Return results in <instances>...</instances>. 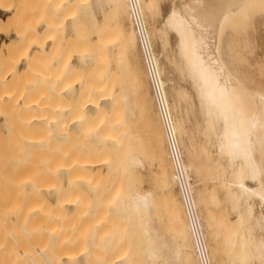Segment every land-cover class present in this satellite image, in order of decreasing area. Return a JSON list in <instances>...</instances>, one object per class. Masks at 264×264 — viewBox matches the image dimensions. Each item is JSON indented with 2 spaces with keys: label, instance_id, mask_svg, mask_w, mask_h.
Here are the masks:
<instances>
[{
  "label": "bare ground",
  "instance_id": "bare-ground-1",
  "mask_svg": "<svg viewBox=\"0 0 264 264\" xmlns=\"http://www.w3.org/2000/svg\"><path fill=\"white\" fill-rule=\"evenodd\" d=\"M11 1L12 0H0V11H11L12 7L10 4L13 2ZM84 1L42 0L41 3L44 8H46L45 12H42V15L43 13H46L45 17H43L45 18L43 19V22L46 25V30L44 29L45 31L38 32L31 27H27L28 30L22 32V30H19L22 29L21 27L19 29L14 28L13 30L15 34L19 35V37H13V39L0 45V85L3 87L2 84H4L6 87H9L8 89L11 91L18 92L20 100H22L21 103L25 105L23 106L25 109L28 105L34 106L35 104H42L43 102L48 103L47 105L50 106V103L59 99L61 95L67 96L70 94L75 86H83V84H87L85 88H88V91L86 89L87 92L81 90L86 92V95H84L85 98L82 97L83 93H78L77 95L79 96L77 97H80V100L78 99L80 103L77 104V101V103L74 102L76 103L75 109L77 108L76 110H78V114L75 112L77 115H74L72 119H67L66 122L64 121L65 123H63V125L58 122L62 117L59 118V120L52 117L54 111H52V115L48 114L52 108L47 106L45 108L47 111H44L43 107L45 103H43V106L38 105V109H40L41 106L44 111L43 114L46 115L44 116L42 114L43 117L40 115L41 117L39 118L42 126L45 125L44 129H47L48 131V129L52 127V134L54 131L55 134L58 135V132L61 131L62 128L64 137L68 135L69 132L67 133V131L78 129L82 121H85V123L82 122V124H84L83 126L86 125L85 119L87 116L84 114L85 112L89 118V114L92 110L97 112L96 116L93 115L95 117H93L95 122H92L93 120H91L89 123V118H87L89 124L87 123L85 126V134L87 135V138L90 137V140H87L86 138L82 140L81 138V141H78V143L75 144L74 149L71 148L72 154L78 153L76 155L82 156L79 157L81 160L79 159V161H77L76 166L75 162L73 163L72 161L71 163V160H75L74 158H71L69 162L71 164L64 163V161H67L64 159L62 161L64 164L58 162L59 165H55L54 160L59 159L54 157L55 159L53 160V158L46 153H43L42 156L39 154L42 157L41 162L35 165L32 163L34 166L32 167L34 168V171L32 170V176L36 178L34 180L32 179L34 183H36L35 180H43V178L44 182H46L45 180L47 177L48 179L50 178V181L52 178H54L55 181L60 172L62 173L63 171H66L68 176L66 177V185L60 188L57 186L58 184H52V191L50 190L51 188L47 187L48 184H44L42 181V184H40L39 181L34 184L33 192L31 191L29 193L30 195H27L29 197L32 195L27 200L34 202L30 206L29 203L28 206H25L26 203H20L21 201L19 202V200L21 198L19 199V196L15 195L17 193L15 192V194H13L10 190L9 194L12 193L13 196H17L18 199L15 196L16 200L12 199L14 198L12 195L2 200L0 198V229L10 237L11 244L18 242L20 239L18 237L21 235L25 236L28 240L27 237L32 236L31 233L38 235L40 230H43V232H45L44 229L48 231L46 233L51 235L50 237H52L55 244L51 246L48 242L50 245H48L50 253L46 256V260L42 258L45 260V264H91L92 261H56L63 260V258L66 260L68 258V260H70V251L66 252L67 255H65V253L64 255H61L63 254L65 246L68 247L65 251L70 249L68 244L73 241V239L67 236V234L65 235L66 231L70 228L68 227L66 231H64L66 224H68V226L72 224L74 225L73 220L75 218H73V214H71L72 216L67 220V206L72 204L76 206L75 210L82 211L85 209H82V207L79 208L80 206L78 205L81 200L86 199L88 194H86L87 190L82 186L81 182L89 185V181H91L89 180L90 169L92 170L93 167L104 165L107 167V171L114 169L117 170V175L115 177L113 176V180L111 179L113 184L110 183L112 185L108 188L112 193L110 194L112 198L109 200L111 201V203H109L111 207H108L109 210L106 211L111 214V212L115 211L117 208V215L120 220V223L117 220L118 225H120L117 226L121 229L124 227L121 234L126 233V235H128L127 238L129 237L128 239L132 242L130 243L133 247L131 244L130 247H132V249L130 250L127 248V245L126 247H123L122 243L125 239L124 241L121 239L123 242L121 240L119 241L121 243L119 246L120 248L115 245V247L110 250L113 251L108 252L107 250L108 254H105L104 257L101 255L99 256L100 253L98 254L97 252L96 254H98V258L93 262L94 264H216L215 259L217 256L220 257L221 261L218 260L220 264H264V88H261V86L258 87L253 79L249 78L248 74L242 70L243 64L247 62L243 52L249 44L247 41L249 38H246L245 32L246 29H252V32L254 31L253 28L255 29L254 25L256 22L254 25L252 24L251 12L254 6H257V2L261 3L260 1L262 0H171V16L166 21L163 19L162 25L159 28L151 27L150 24L152 23L149 22L152 17L154 18V11L159 0H110L109 2L105 0L106 3L108 2L112 4L111 9H113V14L111 15L110 11L108 15H111L110 17L111 19L113 18L114 21L111 25L107 23L103 24L101 27L102 29L100 28L97 34L100 35L103 33L105 36H109L104 38V40H101L104 36L100 35L103 37L99 39L105 42L109 40L111 49H113L112 51L110 50V52L115 63L110 64V62L109 67L106 66L107 68L102 67V69H100L103 71L105 69V73L106 70L109 69L107 72L109 75L108 80L110 81L107 80V83L104 81L106 85H103V83L98 85L97 81L94 83V91L96 92L95 96L93 95L94 99H92L93 96L90 97V94L91 84L93 83V80L91 79L95 77L92 78L91 75H89L88 84L86 83L87 79L84 76V72L90 63H93L95 67L102 66L101 63L98 62V59L102 58L105 62L108 58L111 59V55L108 51H103L104 45L106 44L103 43V46L96 44L99 48L98 49L95 45L88 44V41H83V38L81 37L75 38L74 40L67 39L70 42L72 40V48L70 49L74 50L76 48L75 50H78V59L74 63H70V67H68L69 64L66 65L67 63H65L62 67L65 68V70L61 71L59 69V74L56 73L57 76H54L55 72L53 73V71H56L57 69L53 70L54 65L52 62L58 58L59 51V44L57 37H55V30L60 26L59 24L77 18L81 10L77 12L72 9V7L82 6ZM29 3L31 4L32 1L19 0V3L13 7L12 14L6 19L0 17V21L7 20L19 23V19L24 17L22 15H27L28 12L24 13L23 8ZM49 4H51V6ZM69 4L70 7L68 10ZM31 5L34 4L32 3ZM258 5L260 6V4ZM35 6L37 7V5ZM61 6L63 7V12L59 13L58 9ZM40 7V10H42V6ZM261 7H264V5H261L259 9ZM37 9H39V7ZM89 9H87V13L88 18L91 19L92 17L90 18L91 14ZM259 9L256 10V14ZM261 10L259 13L262 14L263 12ZM156 11L158 13V9H156ZM100 13L102 14L101 17L107 15V11L106 9L104 10V8ZM259 13L257 14L258 18H261L259 17L261 15H259ZM28 15H30V13ZM257 15H254L255 18ZM26 19L28 20V18ZM29 20L31 23V21L36 19ZM23 21L24 19H22V22ZM24 23L26 24L25 21ZM92 23L93 25L96 24L94 21H92ZM92 23L89 25L91 26ZM17 25L20 26L19 24ZM24 25L22 26L23 28ZM97 28L99 27L97 26ZM6 31H8V29H0V34L3 35L8 33ZM170 34H173L176 37V50H172L173 55L171 56L168 54ZM99 35H97V37ZM156 40L159 42V52H155L154 50V43ZM64 45V47H66V44ZM114 45H116V48ZM92 46L99 51L102 50V52L99 53L98 51L93 50ZM101 47H103V49H101ZM169 52L171 53V51ZM140 54L143 58L142 61L145 69H143L140 61ZM126 55L129 56L127 60L130 58L131 74L129 76L132 75V80L130 77V79H127L130 80V82L126 81L124 83L127 84L128 82V84H132L134 98L131 100V95H128V93L125 94L128 90H125L126 92L124 91L125 93L123 95L120 88L121 94L118 93L123 95V97L121 96V100L124 108V118H122V109L119 112V105L115 104L113 101L116 100V96L118 95L115 94V96H113V93L108 89L109 85L108 88L106 86L108 83H110L111 86L115 83H117L118 86H123V80L125 79L119 74V71H121L120 68L123 66L122 62H124L122 59H124ZM250 56L248 58H250ZM163 58L166 61L170 60L172 62L174 65L173 68L178 73L181 83L188 84L190 88L189 92L184 88V90H182V88L180 89V86L179 89H176V98L190 99L193 111L196 113L193 143L191 142L188 148L183 147L182 151L179 141L181 140L182 134L184 136V127L181 126L182 119L179 120L173 115L174 105L173 102H170L168 99L169 97H173V95L167 96L166 84L163 81L162 69L160 67V60H163ZM16 64L22 65L21 70H18L19 68H17L18 66H16ZM246 65L247 64H245L244 68H246ZM248 65L252 66L251 64ZM255 65L256 67H259L256 63ZM49 68L50 70H48ZM144 70L146 71V74L144 73ZM125 71L128 72L127 70ZM124 73L122 72V74ZM128 73H126V75H128ZM258 73L260 74V72ZM146 75L149 79L150 89L153 92H151V94ZM261 75L263 76V74ZM83 77H85L86 81H84ZM99 79L102 81L104 77ZM55 81L58 82V86L54 83ZM126 84L124 85L126 86ZM101 85L105 90H99L100 87L102 88ZM5 86L3 88L6 89ZM6 90L5 92H7V96H5L4 93L3 98L6 97L8 99L11 94L9 92L10 90ZM17 100L16 103L12 101L14 103L13 106L20 105ZM75 100H77V98ZM1 105L0 108H2ZM10 106L11 105L8 107ZM72 106L74 107V104H72ZM48 107L50 109H48ZM3 108L6 109L5 107ZM109 108L110 110L115 108L113 109L114 112L116 114L119 112L121 116H119V118L117 117V120H113V117L111 116L112 113L110 115L108 114ZM31 109L32 108H28L27 110L29 111ZM69 109V112L72 111V109ZM22 110H24V108ZM27 110L26 112H28ZM31 112L33 111H30L29 114ZM46 112L51 116H47ZM75 113L72 112V115ZM3 114H6L4 115L6 119L9 116L11 118V114L9 115V113L0 112V116ZM34 115H37L35 114V110ZM54 115L57 116L56 113ZM107 115L111 116L113 122L111 120V122L108 121L110 117L108 118ZM60 116L62 115H58V117ZM82 117L84 119H82ZM33 119L34 121L32 122L35 123L34 126H36L38 123L35 121V118ZM52 124H59L61 128L59 126L54 127ZM92 124L95 126L91 127ZM21 126L24 127V125ZM42 126L39 125L37 128L43 129ZM30 127L33 129L32 124ZM57 127L60 129L58 128L59 130H57ZM103 128L105 132L103 131ZM22 130L25 131V127ZM98 130H100V132H98ZM106 130L110 131V133L106 132ZM48 132L50 133L51 131ZM97 132L99 135H97ZM100 133L102 136L109 134L108 137L101 138L104 141L110 142L112 145H103L99 150L96 147V143L91 141V138L93 136L94 138H99L101 136ZM22 135H24V132ZM45 135L46 133L44 136ZM56 135L54 136L56 137ZM75 138L76 137L74 136V139ZM69 140L70 139L68 138V141ZM40 143L41 142H39V145ZM141 149L143 152L145 151L144 157L146 160H142L137 156V154H141L138 152ZM31 150L34 152L33 149ZM48 150L49 148L46 152ZM75 150L77 152H75ZM132 151L134 152L133 155ZM35 152L38 153L36 148ZM66 152L65 155H69V152ZM55 153L59 152L55 151ZM183 153H185V157L187 158L192 154L194 155H192L195 160L194 167H191L189 164L191 161H184ZM34 156L35 158H31V156L28 157L30 158L29 160L35 159L36 161L38 155ZM140 156H142V154ZM60 163L62 166H60ZM21 166L19 168H21ZM23 166H25V164ZM27 166H29V163ZM129 166H132L133 170L137 171L140 167L146 168L148 174L146 175L143 173L144 171H141L140 169L138 171L140 173V175H138L139 184L128 193L127 197H124L123 192L126 189H124V180H127L126 175L130 177L129 171L132 170ZM95 171L98 172V170ZM125 171H127L128 174L125 173V175ZM193 171L195 172L196 177H198L205 185L203 192L197 193L196 195L193 190V182L191 183V177H193L191 175ZM138 172H134V174L137 176ZM91 178L92 177H90V179ZM101 181L103 182L102 184H104L103 179ZM146 181L148 185L144 186ZM1 183L0 185L2 186ZM95 185H98L97 182ZM92 186H94L93 183ZM131 186L132 185H130V187ZM176 188L179 189V193L176 192ZM97 189L99 190V187ZM106 189L107 188H105V191ZM7 190L9 191V187ZM98 190L96 191V194L93 195L94 197H97L96 195L100 191ZM45 192L55 193L54 196H56V200L54 203H51L44 195L46 194ZM99 198L100 197L98 196V199ZM106 199L107 197H105V200ZM103 203L105 204V202ZM97 207H99V205H97ZM102 208L103 206L101 205V207L98 208L99 210L101 209V213L99 214V210H97L96 213L99 215L96 214L92 220L93 222L96 221L95 226H93L94 230L96 226L103 227L104 234L107 230V232H110V229H108L110 227L109 225L106 226L104 224V226L107 227L106 230V228L102 226V223L105 221L101 222L103 217L101 219L100 217L105 216V208L107 207ZM257 208H259V210H257ZM85 216L84 213L82 217ZM70 218H73L72 223ZM86 218L87 216L85 219ZM95 218L97 220H94ZM114 219L115 218H113V221L116 222ZM69 220L71 223L70 225ZM86 220L88 221L89 219ZM90 221L85 223L86 221L83 220L82 223H85L86 225H83V229L88 226ZM76 224L81 225L80 222L79 224L76 222ZM113 226L117 229L116 225ZM70 227L72 229V226ZM100 227H98V229H100ZM103 229L101 228L100 231ZM79 232H81V230ZM19 233L21 234L20 236H18ZM117 233L120 232L117 231ZM41 235L42 233L40 236ZM40 236H33L32 238L39 240ZM110 236L111 235L109 234H105L103 237L109 239L111 238ZM95 237L93 236L94 239ZM107 238L104 239L109 242ZM40 239L42 238L40 237ZM38 240L35 243L39 244ZM44 240H46V238H44ZM75 240L77 241V239ZM0 241H2L1 237ZM31 241L29 240L26 242L31 243ZM106 241H104V243ZM19 242L23 243V240ZM44 242L45 241L40 243L43 244ZM67 242L68 244L66 245L65 243ZM11 244L9 243V245ZM17 244L16 246L19 245ZM62 244H65V246L63 247ZM79 244L85 246L84 243ZM14 245L15 244H12V246ZM20 245L24 247L22 244ZM61 245L63 247V249H61L62 253H60L61 251H57ZM21 246H18L19 250H21ZM35 246L34 250L31 251L37 250V252H35L38 255H43V252H45L43 251V249L45 250L44 245V248L40 247V245ZM76 247H78L77 244ZM11 248L8 249L10 251L6 250V252L8 251L7 254L11 252L10 254L14 255L15 252H13L14 250L12 251ZM28 248L26 246L19 251V254H15L18 256L17 258L15 256V259H18L19 257L21 259H28L32 254L29 252ZM96 248L99 247H95V249ZM103 248H105L104 245ZM13 249L18 252V248L14 247ZM31 249H33V247ZM46 252L48 253V251ZM91 252L93 253V251ZM68 253L70 254L68 255ZM75 253L77 252L75 251ZM10 254L6 255V257H3L2 254V257L6 258V260L2 261L0 259V264H34L33 260L32 262H29L31 259H28V262H20L23 260L18 262L15 260L16 262H14V258H12L14 257L13 255L11 259L8 257L11 256ZM32 255V257H34V254ZM106 255H109V257ZM72 256H74L73 253ZM88 256H90V254ZM38 257L39 259L41 258L40 256ZM36 259L38 264H44L42 263L43 261H41L42 259L38 260V258L35 257L34 260L36 261ZM86 261H88L87 258Z\"/></svg>",
  "mask_w": 264,
  "mask_h": 264
},
{
  "label": "rangeland",
  "instance_id": "rangeland-1",
  "mask_svg": "<svg viewBox=\"0 0 264 264\" xmlns=\"http://www.w3.org/2000/svg\"><path fill=\"white\" fill-rule=\"evenodd\" d=\"M7 1H10V0H7ZM14 2V4H13V2ZM11 2V11H9V12H7V13H1L0 12V17L1 18H3V19H6L7 17H9V15H11L12 14V11H13V7H15L18 3H19V0H12ZM17 1V2H16ZM32 1V3L34 4V5H31L30 3L28 4V5H26L24 8H23V12L25 13H27V15L25 16V15H22V16H24V17H22V19H24V21L26 22V24L24 23V21L22 22V19H19V23H16V22H12V21H7V20H2V21H0V29H2V30H6V29H8V31H6V32H8V33H6V34H0V45L2 44V43H6V42H8L10 39H13V37L14 38H18L19 37V35H16L15 34V32H14V28L16 29V28H22V29H19V30H22V32L23 31H26V30H28V28H32V29H35L36 31H38V32H43V31H45L46 30V25H45V23L43 22L44 20L43 19H45V18H43V17H45V15H46V13L44 14L43 13V15H42V12H45V9L46 8H44V6L42 5V3H41V1L42 0H31ZM81 1H84V0H81ZM106 1H110V0H106ZM106 1L105 0H91V2H90V0L88 1V0H86V1H84L83 2V7L82 6H73L72 7V9H74V10H76L77 12H79L80 10H81V12H82V10H83V12L81 13L80 12V14L78 15V17L77 18H75L74 20L73 19H71V20H67L66 22H63V23H61V24H59L60 26L55 30L56 31V33H55V37H57V39H58V44H59V48H58V58L57 59H55V60H53V65H54V69L53 70H56V71H53V73H54V76H57V74L56 73H58V71H63V70H65V68H62L64 65H65V63H67L66 65H68V67H70V63H74L75 61H77V59H78V50L76 51L75 49V51L73 50V49H70V48H72L71 47V42H72V40H74L75 38H83V41H88V44H90V45H95L96 47H97V45L99 44V46H103V43L104 44H106V45H104V49H103V47H101V49H103V51L105 52H107L108 51V53L111 55H109L110 57H111V59H107V61L105 62V60H103L102 58L101 59H98V62L99 63H101V65L102 66H94L93 65V63H90L89 65H88V67H87V69H86V71L84 72V76L86 77V79H87V81L85 80V77H83L84 78V81H86V83H88V76L89 75H91V77L93 78V77H95V78H93V79H91V77H90V79L91 80H93L91 83V94H90V97H92L93 95L95 96V94H96V92L94 91L95 90V82L97 81V83H98V85H100V83L102 84L103 83V85L105 84V83H107V80H108V78H109V75H108V72L107 71H109V69L108 70H106V73H105V69H104V71L103 70H100V69H102V67H105V68H107V67H109V65L110 64H114L115 62H114V58H112V54H111V52H110V50L112 51L113 49H111V44H110V42H109V40H107L106 42L105 41H101L102 39L104 40V38H107V37H109L108 35L107 36H105L103 33H101L100 35H103V36H100L99 34H97L98 32H99V30H100V28L102 27V25L103 24H113V18L111 19V15L113 14L112 12V10L113 9H111L112 8V4H110V3H106ZM233 1H236V0H233ZM237 1H239V0H237ZM261 3H258L257 2V6L255 5L254 6V8H253V10H252V12H251V16H252V20H251V22H252V24L254 25L255 24V22H256V24L254 25V27H255V29L253 28V32H252V29H246V32H245V36H246V38H249V39H247V41H248V46H247V48L244 50V52H243V55H244V57H245V59L247 60V62L246 63H244L243 64V68H242V70L244 71V72H246L247 74H248V77L249 78H252L253 79V81L256 83V85L258 86V87H260L261 86V88H264V7H261L260 9H259V7L261 6V5H264L263 3H264V1L262 0V1H260ZM263 2V3H262ZM91 3V4H90ZM39 4V5H38ZM71 4V3H70ZM70 4H69V6H68V10H69V7H70ZM108 4V5H107ZM258 4H260V6L258 5ZM14 5V6H13ZM31 5V6H30ZM35 5H37V7L35 6ZM50 6H51V4H49ZM172 4H171V0H159L158 1V4H157V6H156V9H158V13H157V11H156V9H155V11H154V18L152 17V19H150L151 21H149L150 23H152V24H150V26L151 27H154V28H159L161 25H162V22H163V19L166 21L170 16H171V11H172V9H170V8H172V6H171ZM40 6H42V10H40ZM36 7V8H35ZM39 7V9H37ZM89 8H91V9H89ZM104 8V10L106 9V11H107V15L106 16H102L101 17V13H100V11H102V9ZM259 9V11H257V14L260 12V10L263 12L262 14L261 13H259V17H261V18H258V15L256 14V10L257 9ZM33 9V10H32ZM37 9V10H36ZM87 9H89V12H90V14H91V16H90V18L91 19H89L88 18V10ZM111 9V10H110ZM254 9H256V10H254ZM39 10V11H38ZM111 11V12H110ZM58 12L59 13H61V12H63V7L61 6V7H59V9H58ZM109 12H110V14L111 15H108L109 14ZM30 13V15H28ZM35 15H34V14ZM83 13H86V14H83ZM33 15V16H32ZM38 15V16H37ZM40 15V16H39ZM169 15V16H168ZM254 15H257L256 16V18H255V16ZM35 16V17H34ZM83 16V17H82ZM108 16V17H107ZM167 16V17H166ZM103 17H105V18H103ZM113 17V16H112ZM26 18H28V20L26 19ZM89 19V21H88V19ZM102 18V19H101ZM161 18V19H160ZM29 19H32V20H34V19H36V20H34V21H31V23H30V20ZM86 19H87V21H86ZM92 19H94V20H92ZM114 19H115V17H114ZM262 19V20H261ZM81 20V21H80ZM91 20V21H90ZM111 20V21H110ZM258 22H257V21ZM72 21V22H71ZM92 21H94L96 24H94L95 25V27H94V25H93V23H92ZM110 21V22H109ZM87 22H90V23H87ZM112 22V23H111ZM254 22V23H253ZM34 25H33V24ZM92 23V27L89 25V24H91ZM259 23H260V25H259ZM17 24H19L20 26H18ZM22 24V25H21ZM26 26H25V25ZM100 24V25H99ZM24 25V28L22 27ZM63 26V27H62ZM79 26H80V29H79ZM97 26L99 27V28H97ZM258 26V27H257ZM28 27V28H27ZM38 27V28H37ZM83 29H82V28ZM96 29V30H94V29ZM259 28H260V30H259ZM45 29V30H44ZM94 31H93V30ZM98 29V30H97ZM102 29V28H101ZM79 30V31H78ZM16 31V30H15ZM110 31V30H109ZM250 31V32H249ZM100 32H102V31H100ZM17 33H19V32H17ZM92 33V34H91ZM261 35H260V34ZM75 34V35H74ZM109 34V33H108ZM250 34V35H249ZM83 35V36H82ZM97 35H99L98 37H97ZM18 36V37H17ZM170 37V43H169V51H171V53L168 51V54H170L169 56H171V55H173V52H172V50L173 51H175L176 49V37L173 35V34H170L169 35ZM262 36V37H261ZM101 37H103V38H101ZM99 38H101V40L99 39ZM263 38V39H262ZM67 39H72L71 40V42L69 41V40H67ZM97 39H99V40H97ZM259 39V40H258ZM106 40V39H105ZM67 41H69V42H66ZM158 41L156 40V42L154 43V50H155V52H159V50H160V47L158 46L159 45V42L157 43ZM95 43V44H94ZM64 44H66V47H64L65 45ZM67 44H69V45H67ZM87 44V45H88ZM97 44V45H96ZM110 44V45H109ZM263 44V45H262ZM63 45V46H62ZM86 45V44H85ZM115 46V48H116V45H114ZM137 46H138V42H137ZM158 46V47H157ZM252 46V47H251ZM48 47V46H47ZM69 47V48H68ZM75 47V46H74ZM91 47V46H90ZM93 47V46H92ZM98 48V47H97ZM95 49V47H93V50H95V51H98L99 53H101L102 52V50H98V49ZM63 49V50H62ZM33 50H35V49H33ZM70 50V51H69ZM248 50V51H247ZM259 50V51H258ZM138 51H139V49H138ZM67 52V53H66ZM97 52V53H98ZM139 53V52H138ZM251 55V56H250ZM254 55V56H253ZM256 55H258V56H256ZM140 57V61H141V63H142V66L144 65V63H143V61H142V56H141V54L139 55ZM250 56V58H248ZM60 57H62V58H60ZM129 56H125V58L124 59H122L124 62H122V67H123V70H122V67L120 68V70L121 71H119V74H121V76H123V79H125V80H123V86H124V88H123V86L121 87V86H118V84L117 83H115V84H112V86L110 85V83H108L107 84V88H108V85H109V91L110 92H112L113 93V96H115V94H117L118 96H116L117 98H116V100H113L114 101V103L115 104H118L119 105V107H120V109H119V112H120V110L122 109V113H121V115L119 114V112H117L118 114H116L115 112H114V110L113 109H115V108H112L111 110H110V108L108 109V114L110 115L111 113H112V117H113V120H117L118 118H119V116H121L122 118H124V108H123V104H122V100H121V98L123 97V95H124V93L126 92L125 90H128L125 94H127L128 93V95L130 94L131 95V100H133V95H134V90H133V86H132V84L130 85V84H128V82H130V80H127V79H130V77H131V80H132V75L131 76H129L131 73V71H130V69H131V65H130V58L127 60V58H128ZM66 59H67V61H66ZM112 59H113V62H112ZM252 59V60H251ZM62 60V61H61ZM111 60V61H110ZM66 61V62H65ZM116 61V60H115ZM126 61V62H125ZM111 62V63H110ZM167 62H168V64H167ZM58 63V64H57ZM61 63V64H60ZM98 63V64H99ZM104 63V64H103ZM110 63V64H109ZM126 64V66H125V64ZM255 63L257 64V65H259V67L257 66L256 67V65H255ZM107 64V65H106ZM161 64H162V66H161ZM245 64H247L246 65V68H244L245 67ZM248 64H251L252 66H250V65H248ZM21 65V64H20ZM19 64H16V66H18L17 68H19L18 70H21V68H22V65L20 66ZM61 66V67H60ZM107 66V67H106ZM130 66V67H129ZM250 66V67H249ZM49 67V66H48ZM58 67V68H57ZM127 68V69H125V68ZM160 67H161V69H162V78H163V81L165 82V84H166V91H167V96H172L173 95V97H169L168 99H169V101L170 102H173V105H174V111H173V115L174 116H176L179 120H181L182 122H181V126H183L182 128H183V133H184V136H183V134H182V136H181V140L179 141L180 142V146H181V151H182V149H183V147L184 148H188L189 147V145L191 144V142L193 143V140H194V135H195V128H194V125H195V123H196V113L193 111V108H192V102H190L191 100L190 99H187V98H180V97H178V98H176V89H179V87H180V89L182 88V90H188L189 92H190V88H189V86H188V84H185V83H181V81L179 80V76H178V73L176 72V70L173 68L174 67V65L172 64V62L170 61V60H165L164 58H163V60L161 59L160 60ZM253 67V68H252ZM96 68H98V69H96ZM47 69V68H46ZM60 69V70H59ZM90 69H91V71H90ZM96 69V70H95ZM111 69V68H110ZM143 69H145V66H143ZM262 69V70H261ZM39 70V69H38ZM48 70H50V68L48 69ZM125 70H127L128 72H126ZM90 71V72H89ZM38 72V71H37ZM89 72V73H88ZM94 72V73H93ZM122 72L124 73V74H122ZM258 72H260V74L258 73ZM126 73H128V75H126ZM144 73L146 74V71L144 70ZM59 74V73H58ZM87 74V75H86ZM106 74V75H105ZM261 74H263V76L261 75ZM96 75V76H95ZM103 78L104 77V79H102V81H101V79H99V78ZM106 77V78H105ZM126 77V78H125ZM257 77V78H256ZM98 78V79H97ZM146 78H147V75H146ZM118 79V78H117ZM147 80H148V84H149V89H150V83H149V79L147 78ZM104 81H105V83H104ZM108 81H110V80H108ZM126 81H128L127 82V84L126 83H124V82H126ZM115 82H116V79H115ZM132 82V81H131ZM57 86L59 85V84H57L58 82L57 81H55L54 82ZM85 83V82H84ZM83 84V83H82ZM89 84V83H88ZM124 84H126V86L124 85ZM3 85V87L5 86L4 84H2ZM61 85V84H60ZM87 85V84H86ZM86 85H84L83 84V86H81V85H79V86H75L72 90H71V92H70V94H68L67 96H64V95H61L60 97H59V99H57L56 101H54V102H52V103H50V106L49 105H47L48 103H46V102H43V103H45L44 104V107H43V109H44V111L46 110L47 111V109H45L47 106H49L50 108H52V110L49 112V110H48V114H51L52 113V111H54L53 112V115H52V117H54V118H57L58 120H59V118H61L62 117V119H60L61 120V122H60V120L58 121L59 123H61V125H63V123H65L66 121H67V119L69 120V119H72L73 118V116L74 115H77L78 114V110H76L75 109V104L77 103V104H79L80 102L78 101V99L80 100V97L78 98L77 96H79V95H77L78 93L80 94H82L83 96L82 97H84V95H86V92L88 91V88L86 89L85 88V86ZM106 85V84H105ZM102 86V85H101ZM111 86V87H110ZM118 86V87H117ZM130 86H131V88H130ZM2 86L0 85V105H1V107L2 108H0V112L1 113H9V115L11 114V118H10V116L9 117H7V119H6V117L4 116V115H6V114H3V115H1L0 116V183L2 184V186L0 185V198H1V200L2 199H5V198H8V197H10L11 195L13 196V194H15V192L17 193V194H15V195H17V196H19V202L20 203H26L25 204V206H28V203H29V206L30 205H32L34 202L33 201H31V200H27L28 198H30L29 196H27V195H30L29 193L33 190V187H34V184H36V183H38L39 181V183L40 184H42V182H44V178H43V180L41 179H38V180H35V182L36 183H34V179H36L34 176H32L33 175V171H34V168H32V167H34L33 165H32V163L35 165V164H38L39 162H41V156H42V154L43 153H46V154H48L50 157H52L53 158V160L57 157V159H59V160H54L53 162H54V164L55 165H59L58 164V162H61V163H63L62 161L64 160V159H66L67 161H64V163H67V164H71L72 163V161H73V163L75 162V166H76V164H77V161H79V159L81 160V158H79V157H82L81 155H76V154H78V153H73L72 154V152H71V150L72 149H74V146H75V144L76 143H78V141H81V138H82V140L83 139H87V140H90V137H88L87 138V135L85 134L86 133V131H85V126L87 125V123L89 122L90 123V121L91 120H93L95 117L94 116H96V114H97V112L96 111H91L90 112V114H89V116H90V118L88 117V115L86 114V112L84 113V111H83V113L87 116L86 117V125L85 126H83L84 124H82V122H81V125L78 127V129H75V130H69V131H67V133H68V135L67 136H64L63 137V129L61 128V126H59V124H57V125H54V124H56V123H54V124H52V126H54V127H56V126H59L60 128H61V131H57L58 133V135H56L55 134V132L53 131V134H52V129L50 128V126H49V128L51 129H48V131H51L50 133L47 131V129H44V126L45 125H43L42 126V123L40 122L41 120H39V118L42 116L43 117V113H44V111H43V109L41 108V106H43V103L41 104H35L34 106H27V108L25 109V107H23V106H25L23 103H21V101L22 100H20V95L18 94V92L16 93V91L14 92V91H11L10 89H8L9 87H6V89L5 88H1ZM88 87V86H87ZM94 87V88H93ZM99 88V87H98ZM118 88H119V90H118ZM120 88H121V90H122V94L123 95H120L121 93H120ZM184 88V89H183ZM87 91H86V90ZM101 89H103V90H105L104 89V87L102 86V88L100 87L99 88V90H101ZM5 90L6 91H9L10 92V94H11V96H9V94H8V96H9V98L7 99L6 97L5 98H3V96H4V93H5V96H7L6 94H7V92H5ZM81 90H85V91H81ZM93 90V91H92ZM102 91V90H101ZM125 91V92H124ZM14 92V93H13ZM85 92V93H84ZM93 92V93H92ZM117 92V93H116ZM120 94H119V93ZM151 92H152V90L150 89V94H151ZM13 93V94H12ZM153 93V92H152ZM170 93V94H169ZM172 93V94H171ZM17 95V96H16ZM71 95V96H70ZM75 95H76V98H77V100H75L76 98H75ZM175 95V96H174ZM94 96L92 97V99H94ZM122 96V97H121ZM16 97V98H15ZM82 97H81V100H82ZM152 97V96H151ZM12 100H11V99ZM69 98H70V101H69ZM85 98V97H84ZM14 99V100H13ZM20 103V105H18V106H13V104L14 103H16V100ZM61 99V100H60ZM171 99V100H170ZM176 100H178V101H176ZM9 101V102H8ZM12 101H14V103L12 102ZM59 101V102H58ZM69 101V102H68ZM77 101V102H76ZM153 101V100H152ZM2 102V103H1ZM4 102H6V103H4ZM12 102V103H11ZM72 102V103H71ZM74 102H76V103H74ZM82 102V101H81ZM178 102V103H177ZM9 103H11V104H9ZM30 103H33V102H30ZM36 103V102H35ZM58 103V104H57ZM71 103V104H70ZM153 103H154V101H153ZM7 104H8V106L9 105H11L10 107H8L7 106ZM72 104H74V107L72 106ZM178 104V105H177ZM38 105H41L40 106V109H38ZM61 105H62V107H61ZM118 105H117V107H118ZM155 105V104H154ZM77 106V105H76ZM112 106V105H111ZM114 106V105H113ZM3 107H5L6 109H4ZM7 107H8V110H7ZM20 107V108H19ZM48 107V109H50ZM117 107H116V109H117ZM118 107V108H119ZM122 107V108H121ZM24 108V110H22V109ZM28 108H32L31 110H27ZM58 108V109H57ZM70 108V109H69ZM2 109V110H1ZM4 109V110H3ZM12 109H14V110H12ZM20 111H19V110ZM57 109V110H56ZM60 109V110H59ZM68 109L69 110H71L72 109V111H68ZM22 110V111H21ZM26 110L28 111V112H26ZM34 110H35V114H37L36 116L34 115ZM40 110V111H39ZM12 111H13V114H12ZM24 111V112H23ZM30 111H33V112H31L30 114H29V112ZM38 111V112H37ZM43 111V112H42ZM17 112V113H16ZM42 112V113H41ZM68 112V113H67ZM72 112L73 113H75V114H73L72 115ZM110 112V113H109ZM57 114V116H55L54 114ZM60 113V114H59ZM113 113H115V114H113ZM195 113V114H194ZM18 116H17V115ZM19 114H20V116H19ZM39 114V115H38ZM43 114V115H42ZM46 114H47V112H46ZM47 114V116H51V115H48ZM83 114V115H84ZM31 115V116H30ZM41 115V116H40ZM58 115H62V116H60V117H58ZM72 117H71V116ZM82 115V116H83ZM94 115V116H93ZM35 116V117H34ZM44 116H46V115H44ZM108 116V115H107ZM111 116H108V121L109 122H111L112 121V119H111ZM20 117V118H19ZM30 117V118H29ZM37 117V118H36ZM71 117V118H70ZM94 117V118H93ZM118 117V118H117ZM19 118V119H18ZM33 118H35V121L40 125V126H42L43 127V129L42 128H37V126H39L37 123V125L36 126H34L35 125V123H33L32 121H34V119ZM84 118H85V116H84ZM83 117H82V119H84ZM87 118H89V121L87 122ZM92 118V119H91ZM195 118V119H194ZM25 119V120H24ZM27 119H29V120H27ZM57 119H55V120H57ZM66 119V120H65ZM106 119V118H105ZM7 120V121H6ZM15 120V121H14ZM95 120V119H94ZM92 121V122H95V121ZM107 120V119H106ZM111 120V121H110ZM19 121V122H18ZM27 121V122H26ZM65 121V122H64ZM57 122V121H56ZM57 122V123H58ZM113 122V121H112ZM16 123V124H15ZM18 123V124H17ZM23 123V124H22ZM83 123H85V121L83 122ZM88 123V124H89ZM28 124V125H27ZM31 124H32V127H33V129L30 127L31 126ZM94 124V123H93ZM92 124V126L91 127H93V126H95V125H93ZM18 125V126H17ZM21 125H24V127H25V131L24 130H22L24 127L23 126H21ZM12 126V127H11ZM15 126V127H14ZM30 128H29V127ZM22 127V128H21ZM59 127H57V130H59L60 128ZM81 127V128H80ZM21 128V129H20ZM48 128V127H47ZM59 128V129H58ZM17 131H16V130ZM37 129V130H36ZM107 129V128H106ZM21 130V131H20ZM36 130V131H35ZM101 130V129H100ZM100 130H98V132H100ZM103 131H104V128H103ZM23 132H24V135H22L23 134ZM26 132V133H25ZM97 132V135H99V133ZM105 132V131H104ZM106 132H109L110 133V131H107L106 130ZM46 133V135L44 136V134ZM62 136H61V135ZM81 134H83V135H81ZM105 134V133H104ZM54 135H56V137L54 136ZM96 135V136H97ZM100 137L99 138H101V137H108V135L109 134H107L106 136L104 135V136H102V134L100 133ZM60 138H59V137ZM74 136L76 137L75 139H74ZM82 136V137H81ZM36 137V138H35ZM71 137V138H70ZM92 137V136H91ZM49 138V139H48ZM68 138L70 139L69 141L71 142H69L68 141ZM80 138V139H79ZM97 138V139H96ZM98 137H95L94 138V136L91 138V141H94V143H96V147L100 150V148L101 147H103V145H109L110 144V142H108V141H104V140H102V138L101 139H99ZM78 139V140H77ZM99 139V140H98ZM67 140V141H66ZM101 140V141H100ZM37 141H38V143H37ZM39 142H41L40 143V145H39ZM53 142V143H52ZM58 142V143H57ZM108 144H107V143ZM185 142V143H184ZM188 142V143H187ZM18 143V144H17ZM17 144V145H16ZM52 144H53V146H52ZM59 144V145H58ZM48 145V146H47ZM69 145V146H68ZM110 145H112V144H110ZM60 146V147H59ZM66 146H68V147H66ZM35 148H36V150H38V153L37 152H35ZM49 148V150L46 152V150ZM65 148V149H64ZM72 148V149H71ZM143 148V147H142ZM31 149H33V151L34 152H32V150ZM41 149H42V151H41ZM46 149V150H45ZM53 150V153H52V150ZM69 151H68V150ZM55 151H58L59 153H55ZM61 151V152H60ZM66 151H68L69 152V155H65V152ZM141 151V152H140ZM140 151H138L139 153H141L142 154V156H140L141 154H137V156H139L142 160H146L145 159V157H144V152H143V150L141 149ZM68 152H66V153H68ZM75 152H77L76 150H75ZM143 152V153H142ZM49 153H51V154H49ZM62 153V154H61ZM33 154V155H32ZM41 156H40V155ZM134 154V152L132 151V155ZM34 155H38V157H36V161H35V159L33 160H29L30 158H28V157H30L31 156V158H35V156ZM53 155V156H52ZM58 155H59V157H58ZM62 155H64V156H62ZM74 155V156H73ZM193 155V154H192ZM192 155H190V156H188V158L187 157H185V153H183V158H184V161H186V162H190L189 164L191 165V167H194L193 165H195V160H194V155L192 156ZM77 156V157H76ZM55 157V158H54ZM78 159H76V158ZM193 157V158H192ZM51 158V159H52ZM63 158V159H62ZM71 158H74L75 160H71ZM189 159V160H188ZM70 160H71V163H69L70 162ZM31 163H30V162ZM57 161V162H56ZM28 163H29V166H27L28 165ZM61 163H60V166H62L61 165ZM63 163V164H64ZM19 164H20V166H21V164H22V166H21V168H19L20 166H19ZM25 164V166H23ZM59 166V167H60ZM64 166V165H63ZM18 167V168H17ZM28 167V168H27ZM57 167V166H56ZM132 170H130L131 171V173H130V171H129V176L130 177H128V175H126V174H128V172L127 171H125L124 172V174L126 175V179L127 180H124L125 181V187H124V189H125V191L123 192V195H124V197L126 196L127 197V195H128V193H130L132 190H133V188L134 187H136L137 186V184H139V182H138V175H140V173L138 172L140 169H141V171H144L143 173H145L146 175L148 174V171H147V169L146 168H139L138 169V171L137 170H133V168H132V166H129ZM25 168H27V169H25ZM17 169H19V170H17ZM33 170V171H32ZM95 170H98V172H96ZM108 169H107V167H105L104 165H100V166H96V167H93L92 168V170L90 169V176H89V180H91V181H89V185H87V184H83V182H81V184H82V186L87 190V192H86V194H87V197H86V199L85 200H81L80 201V203L78 204L80 207L79 208H81L82 207V209L83 208H85V209H83L82 211L81 210H75L76 209V206L75 205H72V204H70V205H68L67 206V210H66V213H67V216H68V218H67V220L69 219V217H71L72 215L71 214H73V218H74V220H73V218L71 219V223L74 221V225L72 224V225H70L71 223H70V220H69V225L70 226H72V229H71V227L70 226H68V224H66L65 225V229H64V231H66V229L69 227L70 229H68V231H66V233H65V235L67 234V236H69L70 238H72L73 239V241L72 242H74V243H72V242H69V244H68V242L67 243H65L66 245L68 244V246L70 247V249H68L67 251H65V249L66 248H68L67 246H65V244L63 245V247L65 246V248H64V251H63V254H61V255H64V253H65V255H67V253L66 252H68V251H70V253H68V255H69V258H70V260H68V258H67V260L65 259V258H63V260L61 261V260H59V261H56V262H78V260H79V262H91L92 261V263L93 262H95V260L98 258V254H99V256L101 255V256H103L104 257V255L105 254H108V252L111 250V249H113V247H115V245H116V247H119L120 246V240L121 239H123V241H124V239H125V241L123 242L122 240V246L123 247H126V245H127V248L130 250V249H132V247H133V245L131 244L132 242L130 241V239H128L127 238V236L128 235H126V233H122L121 234V232H122V230L124 229V227L121 229V228H119L118 226H120V225H118V223H117V220L119 221V223H120V220H119V217H118V215H117V208L115 209V211H112L111 212V214L109 213V212H107L109 209H108V207H111L110 206V204L109 203H111V201H109L112 197H111V195L110 194H112L110 191H109V186L110 185H112L113 183V176L115 177L116 175H117V170L116 169H114V170H111V171H107ZM18 171H19V173H18ZM22 171V172H21ZM32 174H31V173ZM94 172V173H93ZM134 172H138L137 173V176L134 174ZM8 173H9V175H8ZM13 173H14V175H13ZM97 173H99V174H97ZM29 176H28V175ZM103 174H104V176H103ZM10 175H12V176H10ZM16 175V176H15ZM15 176V177H14ZM191 176H193V177H191V183L193 184V186H194V188H193V190H194V194L196 195L197 193H202L203 192V190H204V183L202 182V181H200V179L198 178V177H196V174H195V172L193 171V173H192V175ZM18 177H20V178H18ZM30 177H31V179H30ZM33 177V178H32ZM66 177H68L67 176V172L66 171H63L62 173L60 172V174L58 175V180L57 179H55V181H54V178H52L51 179V181H50V178L48 179V177H47V179L45 180L46 182H44V184H48L47 185V187H49V188H51L50 190H52L53 191V185H57V186H59L60 188L61 187H63L64 185H66V183H67V178ZM90 177H92L91 179H90ZM96 177V178H95ZM22 178V179H21ZM62 178V179H61ZM104 178H105V180H104ZM15 179V180H14ZM33 179V180H32ZM103 179V181H104V184H102L103 182L101 181ZM112 179V180H111ZM129 179V180H128ZM4 180H5V182H4ZM20 180V181H19ZM93 180H96V181H93ZM131 180H133V181H131ZM7 181V182H6ZM42 181V182H41ZM49 181V182H48ZM54 181V182H53ZM93 181V182H92ZM200 181V182H199ZM48 182V183H47ZM51 182V183H50ZM96 182H97V184L98 185H95L96 184ZM106 182V183H105ZM19 183V184H18ZM56 183V184H55ZM92 183H93V185L94 186H92ZM110 183H112V184H110ZM129 183V184H128ZM200 183V184H199ZM53 184V185H52ZM134 184H135V186H134ZM9 185V186H8ZM100 185V186H99ZM130 185H132L131 187H132V189H131V187H130ZM148 185V183H147V181L144 183V186H147ZM8 187H9V191L7 190L8 189ZM99 187V190L101 191H99L97 188ZM6 188V189H5ZM17 188V189H16ZM19 188V189H18ZM105 188H107L108 189V191H107V189H106V191H105ZM197 188V189H196ZM203 188V189H202ZM13 189H15V190H13ZM10 190H11V192H13V194L11 193V194H9L10 193ZM99 191L98 192V194L96 195L97 197H94L93 195H95L96 194V191ZM102 190H103V192H102ZM130 190V191H129ZM127 191V192H126ZM179 191V189L178 188H176V192L177 193H179L178 192ZM196 191H198V192H196ZM200 191V192H199ZM19 192V193H18ZM33 192V191H32ZM107 192H109V193H107ZM126 192V193H125ZM27 193V194H26ZM46 194H44L49 200H50V202L51 203H54L55 202V200H56V196H54L55 195V193H48V192H45ZM100 193V194H99ZM106 193V194H105ZM21 194V195H20ZM102 194H105V195H102ZM14 195V196H15ZM26 195V196H25ZM13 196V197H14ZM17 196H15V197H17ZM22 196H23V199H22ZM98 196L100 197L99 199H98ZM104 198H103V197ZM194 196V195H193ZM201 196V195H200ZM15 197L14 198H12V199H15ZM93 197V198H92ZM105 197H107V201L105 200ZM89 198H90V200H89ZM17 199H18V197H17ZM92 199V200H91ZM102 199H103V202H105V204L102 202ZM16 200V199H15ZM25 202H24V201ZM28 201V202H27ZM29 201H31V202H29ZM85 201V202H84ZM107 203H108V205H107ZM103 206V208H105V207H107V208H105V212H106V214H105V216H101L100 217V219H101V222L102 221H105L104 223H102V226H104V224L106 225V226H108L109 225V227L110 228H108V229H110L109 231L110 232H107L108 230H107V227H105L104 226V228H106V233H104L103 234V232H104V229H103V227H100V226H96L95 227V230H94V227L93 226H95V223H96V221H94L93 222V217L97 214L96 212H97V210H99L98 208L99 207H101V205ZM97 205H99V207H97ZM70 206V207H69ZM86 206V207H85ZM259 206V205H258ZM257 206V207H258ZM97 207V208H96ZM102 208V209H103ZM113 208V207H112ZM78 209V208H77ZM107 210V211H106ZM257 210H259V208H257ZM69 211V212H68ZM78 213V215H77V213ZM89 212V213H88ZM80 213V214H79ZM85 213V215L87 216V218L86 219H89L88 221L85 219V217H82V215ZM88 213V214H87ZM101 213V209L99 210V214ZM94 214V215H93ZM99 214H97V215H99ZM107 215H108V217H107ZM112 215V216H111ZM114 216V217H113ZM97 217V216H96ZM106 217V218H105ZM77 218H78V220H77ZM80 218H81V220H80ZM112 218V219H111ZM113 218H115L114 220H116V222H114L113 221ZM97 219H98V217H97ZM96 218L94 219V220H97ZM109 221H108V220ZM73 220V221H72ZM80 220V221H79ZM83 220H85L86 222L85 223H87V222H89L90 220V223H88V226L87 227H85V229H83L84 228V226L83 225H85V223H82L83 222ZM111 220H112V222H111ZM107 221V222H106ZM76 222L79 224V222L81 223V225L79 224V225H77L76 224ZM107 223H109V224H107ZM93 224V225H92ZM76 225H77V228H79V229H77L76 228ZM113 225H116V227H117V229H119V230H117V229H115V226H113ZM118 225V226H117ZM78 226H81V227H78ZM86 226V225H85ZM74 227V228H73ZM98 227H100V229H98ZM89 228V229H88ZM96 228H97V230H96ZM101 228L103 229L102 231H100L101 230ZM82 229H83V232H82ZM81 230V232H79ZM86 230V231H85ZM90 230V231H89ZM119 231L120 233H117V231ZM32 231H34V230H32ZM44 231L45 232H43V230L41 231L40 230V232H38V235L40 236V234L42 233V235L40 236L42 239H40V237H39V240L38 239H34V238H32L33 236H38V235H36V234H34V233H31L32 234V236H29V237H27L28 238V240L26 239V237L25 236H22L20 233H19V235L18 236H20V237H18V238H20L19 239V241H22L23 240V243H20L19 241V243L20 244H22L24 247H26L27 246V248H28V250H29V252H31L32 254H34V257H32L33 255L31 254V258L29 257L28 259H31V261L29 260V262H32V260H33V262H34V264H38V261H37V259H36V261L34 260V258L36 257V258H38V260H40V259H42V258H44L45 260H46V256L47 255H49V253H50V251H49V246L51 245V246H53L55 243L53 242V240H52V237H50L51 235H49L48 233H46V232H48V231H46L45 229H44ZM75 231V232H74ZM88 231V232H87ZM93 231H94V233H93ZM98 233H100V234H102V235H100V234H98ZM0 237H1V240L2 241H0L1 243H0V257H2V254H3V257H6V255H9L11 252H9L8 254H7V252L8 251H10V250H8V249H10L11 247H16V248H18V252H16L15 251V249H13V248H11V250L13 251V252H15V254L17 255V254H19V251H21L24 247H22L18 242H14V243H12V244H15L14 246H12V244H11V242H10V237L9 236H7L6 235V233L4 232V231H2L1 229H0ZM35 232V231H34ZM68 232V233H67ZM85 232V233H84ZM91 232H92V234H91ZM72 233H75V234H72ZM82 235H81V234ZM117 233V234H116ZM34 234V235H33ZM45 236H44V235ZM78 234H80V235H78ZM90 236H89V235ZM97 236H96V235ZM111 235L110 237L111 238H107V237H103L104 235ZM3 235V236H2ZM115 235H116V237H115ZM82 236V237H81ZM93 236L95 237V239L93 238ZM103 238H102V237ZM22 237V238H21ZM58 237V236H57ZM76 237V238H75ZM44 238H46V240H44ZM92 238H93V241H92ZM104 238H107V240H109V242L108 241H106ZM34 239V240H33ZM75 239H77V241L75 240ZM78 239H79V242H78ZM83 241H82V240ZM31 241V243L29 242H26V241ZM37 240H38V242H39V244L38 243H35V242H37ZM45 241L43 244H41L43 241ZM94 240H96V241H94ZM99 242H98V241ZM102 240V241H101ZM114 240V241H113ZM92 241V242H91ZM104 241H106L105 243H104ZM3 242V243H2ZM41 242V243H40ZM50 243V245H49V243ZM77 242V243H76ZM101 242V243H100ZM119 242V243H118ZM131 242V243H130ZM9 243L11 244V245H9ZM19 245H18V244ZM48 243V244H47ZM79 243H84V245L85 246H83V245H81V244H79ZM100 243V244H99ZM102 243H104V244H102ZM119 245H118V244ZM16 244L20 247L21 246V250H19V247L18 246H16ZM31 244V245H30ZM74 244V245H73ZM76 244H77V246L78 247H76ZM130 244H131V246L132 247H130ZM39 246L40 245V247H42V248H44L45 247V250L43 249V251H48V253L46 254L45 252H43V255H38L36 252H37V250H35V251H31V250H34V246ZM42 245V246H41ZM43 245H44V247H43ZM49 245V246H48ZM62 245L60 246V247H62ZM103 245L105 246V248H103ZM35 246V247H36ZM82 246V247H81ZM92 246H93V248H92ZM99 247V248H96L95 249V247ZM10 247V248H9ZM33 247V249H31ZM59 247V246H58ZM58 248L57 249V251H61V249H63V247L62 248ZM71 247H72V250H71ZM38 248V247H37ZM36 248V249H37ZM41 248V249H42ZM73 248H77V249H73ZM81 248V249H80ZM83 248V249H82ZM100 248H101V251H100ZM120 248V247H119ZM60 249V250H59ZM86 249V250H85ZM93 249V250H92ZM104 249V250H103ZM6 250H8L7 252H6ZM78 250V251H77ZM85 251V254H84V251ZM99 250V251H98ZM107 250H108V252H107ZM73 251V252H72ZM75 251L77 252V253H75ZM91 251H93V253L91 252ZM113 251V250H112ZM112 251H110V252H112ZM5 252H6V254H5ZM35 252V253H34ZM86 252H87V254H86ZM98 252V254H96ZM107 252V253H106ZM60 253H62V251L60 252ZM72 253H73V255L74 256H72ZM75 253V254H74ZM102 253V254H101ZM13 255L14 257H12V255L11 256H8V257H10V259H11V257L12 258H14L13 259V261L14 262H18V261H20V260H23V261H20V262H24V261H26V262H28V259H24V258H18V259H15V256L16 255ZM36 254V255H35ZM83 254V255H82ZM90 254V256H88ZM112 254V253H111ZM111 254H110V256H111ZM77 255V256H76ZM38 256H40L41 258L39 259V257ZM72 256V257H71ZM79 256H80V258H79ZM90 257V258H88V257ZM107 256V255H106ZM105 256V257H106ZM0 258L2 261H5L6 260V258ZM18 256H16V258H17ZM84 257V258H83ZM107 257H109V255L107 256ZM79 258V259H78ZM86 258H87V260L88 261H86ZM85 259V260H84ZM89 259H90V261H89ZM16 260V261H15ZM45 260H41V261H43L42 263H44V261ZM75 260V261H74ZM221 261L220 260V257L219 256H217L216 257V259H215V262H216V264H220V262L219 261ZM91 263V264H92ZM40 264V263H39ZM45 264V263H44ZM94 264V263H93Z\"/></svg>",
  "mask_w": 264,
  "mask_h": 264
},
{
  "label": "crops",
  "instance_id": "crops-1",
  "mask_svg": "<svg viewBox=\"0 0 264 264\" xmlns=\"http://www.w3.org/2000/svg\"><path fill=\"white\" fill-rule=\"evenodd\" d=\"M1 13H7V12H5V11H0Z\"/></svg>",
  "mask_w": 264,
  "mask_h": 264
}]
</instances>
